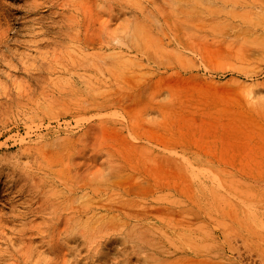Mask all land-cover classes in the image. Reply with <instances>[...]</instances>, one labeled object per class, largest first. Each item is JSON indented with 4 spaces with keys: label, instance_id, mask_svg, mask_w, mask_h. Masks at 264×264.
<instances>
[{
    "label": "rangeland",
    "instance_id": "obj_1",
    "mask_svg": "<svg viewBox=\"0 0 264 264\" xmlns=\"http://www.w3.org/2000/svg\"><path fill=\"white\" fill-rule=\"evenodd\" d=\"M0 264H264V0H0Z\"/></svg>",
    "mask_w": 264,
    "mask_h": 264
},
{
    "label": "bare ground",
    "instance_id": "obj_2",
    "mask_svg": "<svg viewBox=\"0 0 264 264\" xmlns=\"http://www.w3.org/2000/svg\"><path fill=\"white\" fill-rule=\"evenodd\" d=\"M65 24V23H64ZM61 35H62V33L61 34H59V32L57 33V37L58 38H60L61 37ZM84 43L86 44V46H87V44H88V38H87V36H85V39H84ZM86 51V50H85ZM65 56V55H64ZM69 56V55H68ZM70 57V56H69ZM61 65H63V63L62 62H59V61H55V63L53 62H51V64L48 66L49 67V69H47V68H45L44 66H42L43 67V69L44 70H47V71H56V70H58V69H60L61 68ZM70 65H71V67H73V68H76L75 67V63L74 62H72V63H70ZM82 66H84L83 67V69H87V66L86 65H82ZM44 73V72H43ZM3 221H4V219H3ZM13 252V251H12ZM3 263V262H2Z\"/></svg>",
    "mask_w": 264,
    "mask_h": 264
}]
</instances>
